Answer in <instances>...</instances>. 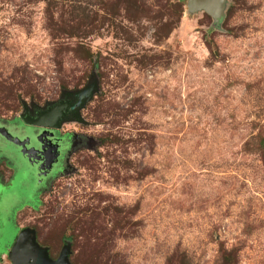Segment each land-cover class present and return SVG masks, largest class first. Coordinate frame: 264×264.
Returning a JSON list of instances; mask_svg holds the SVG:
<instances>
[{"label":"rangeland","instance_id":"rangeland-1","mask_svg":"<svg viewBox=\"0 0 264 264\" xmlns=\"http://www.w3.org/2000/svg\"><path fill=\"white\" fill-rule=\"evenodd\" d=\"M222 4L0 0V123L97 85L43 186L0 138V264L23 229L69 264H264V0Z\"/></svg>","mask_w":264,"mask_h":264},{"label":"water","instance_id":"water-1","mask_svg":"<svg viewBox=\"0 0 264 264\" xmlns=\"http://www.w3.org/2000/svg\"><path fill=\"white\" fill-rule=\"evenodd\" d=\"M223 0H187V10L189 12L204 11L211 15L214 20L221 19L223 11ZM218 19V20H219ZM97 90L96 82L89 83L84 88L77 91H68L61 94L56 102L47 103L44 107L31 106L32 112L28 107L24 108L21 115L23 125L37 126L46 129H57L64 121L81 122L79 115L80 109L91 99L93 93ZM0 137L5 141L22 148L21 155L29 157L31 150H26L25 146L28 140L20 141L4 127H0ZM56 156L48 162V166L54 161ZM69 247L66 246L58 259L51 260L46 248H41L36 242L35 232L32 229L21 230L14 239L9 259L12 264H69Z\"/></svg>","mask_w":264,"mask_h":264},{"label":"flooded vegetation","instance_id":"flooded-vegetation-1","mask_svg":"<svg viewBox=\"0 0 264 264\" xmlns=\"http://www.w3.org/2000/svg\"><path fill=\"white\" fill-rule=\"evenodd\" d=\"M32 110L33 108L31 107L29 111L32 112ZM0 127L6 128L13 137H17L20 141L28 140V144L25 146V149L31 150L29 157L26 154L21 155V147L13 145L0 137L2 141L12 146L14 154H8L11 158L13 157L14 159H17V157H20L22 161L38 169L39 176L44 177L42 181L40 180L41 186L45 184V181L48 180V178L53 177L56 171H59L63 155L69 148V144L72 140L69 137L70 135L62 136L56 132V129L45 130L44 128L37 126H27L23 124L10 126L5 123H0ZM53 156H56V158H54L51 166H48V162L53 158ZM5 163L11 173V178L13 172L15 171L14 164L7 160H5ZM3 236H5V234L0 235V239Z\"/></svg>","mask_w":264,"mask_h":264},{"label":"trees","instance_id":"trees-1","mask_svg":"<svg viewBox=\"0 0 264 264\" xmlns=\"http://www.w3.org/2000/svg\"><path fill=\"white\" fill-rule=\"evenodd\" d=\"M61 97V96H60ZM14 241V240H13Z\"/></svg>","mask_w":264,"mask_h":264}]
</instances>
